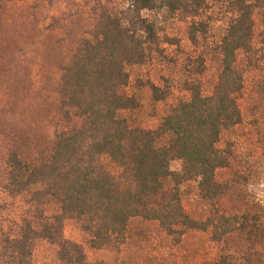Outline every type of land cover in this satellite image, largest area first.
<instances>
[{
  "label": "trees",
  "instance_id": "obj_1",
  "mask_svg": "<svg viewBox=\"0 0 264 264\" xmlns=\"http://www.w3.org/2000/svg\"><path fill=\"white\" fill-rule=\"evenodd\" d=\"M29 0H0L2 3ZM92 0L89 28L62 66L56 82L57 112L79 123L54 134L49 154L39 160L9 151L2 197L18 201L19 216L10 234L0 232V264H31L35 240L57 248L62 264H84L80 246L62 237L63 222L74 220L92 250L122 246L133 220L156 223L174 241L188 232L210 233L213 242L246 230V216L191 219L182 209L179 188L196 184L201 200L223 192L216 174L229 166L220 136L241 122L238 98L243 76L237 56L264 50V0ZM177 17L185 26L192 56L185 59L179 86L187 99L177 102L154 130L128 125L124 113L139 108L127 93L129 69L166 59L155 20ZM259 46V47H257ZM217 57L219 71L209 96L199 77L205 57ZM152 103L164 102L168 87L146 83ZM172 162L180 163L172 171ZM58 213L49 218L44 208ZM210 264H234L221 254Z\"/></svg>",
  "mask_w": 264,
  "mask_h": 264
},
{
  "label": "rangeland",
  "instance_id": "obj_2",
  "mask_svg": "<svg viewBox=\"0 0 264 264\" xmlns=\"http://www.w3.org/2000/svg\"><path fill=\"white\" fill-rule=\"evenodd\" d=\"M115 0L104 1L111 6ZM92 0H29L0 5V232L13 231L20 207L18 201L2 197L5 159L16 150L22 158L39 160L49 154L54 134L79 122L63 121L57 112L56 82L62 66L71 58L79 40L89 28ZM157 23L159 36L172 38L177 47H165L166 59H157L129 69L127 93L135 94L139 108L121 115L132 128L154 130L164 113L187 99L179 86L185 59L192 56L185 38V26L177 17L164 19L148 15ZM259 47V46H257ZM243 76L238 98L240 124L220 136L218 147L230 154L229 166L217 172L222 195L213 202L201 200L196 184L179 188L183 211L193 220L214 215L246 216V230L221 242L210 233L188 232L179 241L167 237L156 223L133 220L126 242L92 250L89 237L78 222H63L62 237L82 249L84 264H210L227 254L234 264H264V50L247 59L237 56ZM219 71L217 57H205V70L198 78L202 94L209 96ZM168 87V98L152 103L146 83ZM172 171L180 163L172 162ZM58 213L53 203L44 208L49 218ZM57 248L35 240L31 264H62Z\"/></svg>",
  "mask_w": 264,
  "mask_h": 264
}]
</instances>
